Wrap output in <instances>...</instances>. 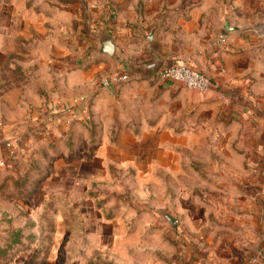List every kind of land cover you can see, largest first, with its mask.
<instances>
[{
	"label": "rangeland",
	"instance_id": "1",
	"mask_svg": "<svg viewBox=\"0 0 264 264\" xmlns=\"http://www.w3.org/2000/svg\"><path fill=\"white\" fill-rule=\"evenodd\" d=\"M148 2L0 0V146L27 141L15 164L0 165V264L252 259L264 123L214 113L203 95L155 75L104 88L122 72L109 75L91 60L90 31L109 13L153 25ZM237 10L230 5V17L262 41L264 3ZM192 39L204 49L210 41ZM244 62L219 105L232 103L223 92L243 95L264 121V60Z\"/></svg>",
	"mask_w": 264,
	"mask_h": 264
},
{
	"label": "crops",
	"instance_id": "2",
	"mask_svg": "<svg viewBox=\"0 0 264 264\" xmlns=\"http://www.w3.org/2000/svg\"><path fill=\"white\" fill-rule=\"evenodd\" d=\"M263 3L264 0H150L147 3L145 20L155 19L154 23L150 26L147 23L142 24L140 27L132 22L127 25L116 22L109 13L105 16L106 22L98 24V27L90 32H100L113 38L116 43L115 54L113 58L95 56L98 44L92 39L95 48L91 60L96 61L98 68L106 69L109 75L122 72L121 75H127L129 81L153 76L163 66L186 64L203 74L213 84L208 94L199 97L204 98L202 107H210L214 113L221 108L223 115L226 113L225 116L228 117L246 118L251 123L252 117H257L259 123L260 120L264 123L261 112L243 95L235 97L231 92L222 91L223 94H228L226 98L232 103L230 106L220 107L218 102V95L223 90L221 88L235 89L239 85L231 81L234 77L241 78L245 74V60L256 63L264 60V39L259 42L247 35L249 31L244 22H239L240 17H230V5L238 7L237 11L240 13ZM225 21H228L231 27H240L243 30L229 34L223 28ZM151 32L154 35L152 42H149L147 37ZM222 36L227 39L223 45L218 42ZM194 37L204 38L203 44L210 38L207 49L195 43L192 39ZM84 63L89 65L83 61L77 62L80 65ZM223 68L226 76L219 72ZM171 86L182 88L175 84ZM218 87L220 89H217ZM185 93L191 95V92ZM7 147V144L0 146L1 157H5ZM259 157L264 162V154H259ZM259 168L261 174L257 177L258 182H264V165L260 164ZM259 200L261 201V197ZM262 204L261 207V202L257 201L254 207L255 220L260 226L261 242L259 240L252 259L246 264H264V199Z\"/></svg>",
	"mask_w": 264,
	"mask_h": 264
},
{
	"label": "built area",
	"instance_id": "3",
	"mask_svg": "<svg viewBox=\"0 0 264 264\" xmlns=\"http://www.w3.org/2000/svg\"><path fill=\"white\" fill-rule=\"evenodd\" d=\"M226 40L227 39L225 38V36H222L219 38L218 42L223 45L226 43ZM155 77L162 82L172 85H180L182 88L188 91H194L203 96L208 94L213 87V84L203 74L191 69L186 64L163 66L155 73ZM128 80L129 77L127 75H112L109 80L102 83V87L107 88L110 86L125 83ZM26 142L27 141L24 138V140H18V142L15 143L16 146L8 145V147L6 148V155L1 161L0 165L4 166V163L15 164L17 161L16 152L18 151V149L20 150V148L25 149L26 145L24 144Z\"/></svg>",
	"mask_w": 264,
	"mask_h": 264
},
{
	"label": "water",
	"instance_id": "4",
	"mask_svg": "<svg viewBox=\"0 0 264 264\" xmlns=\"http://www.w3.org/2000/svg\"><path fill=\"white\" fill-rule=\"evenodd\" d=\"M223 28L225 32L229 34H232L235 32H241L243 30V28H240V27H231L228 21H225ZM153 35H154L153 32H151L149 36L147 37V40H149V42H152ZM91 37L98 44V48L94 52L95 56H106L108 58H113L115 51H116V43L113 38H111L110 36L106 34L96 32V31L91 33ZM163 218L165 222H167L170 225H174L177 223V220L174 219L172 216H170V214L166 212H163Z\"/></svg>",
	"mask_w": 264,
	"mask_h": 264
}]
</instances>
